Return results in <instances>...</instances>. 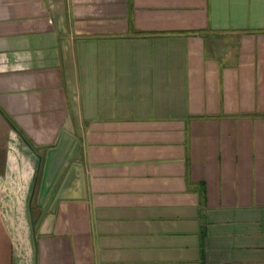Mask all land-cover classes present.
Here are the masks:
<instances>
[{
  "label": "crops",
  "instance_id": "obj_1",
  "mask_svg": "<svg viewBox=\"0 0 264 264\" xmlns=\"http://www.w3.org/2000/svg\"><path fill=\"white\" fill-rule=\"evenodd\" d=\"M0 108V264H264V0H0Z\"/></svg>",
  "mask_w": 264,
  "mask_h": 264
},
{
  "label": "trees",
  "instance_id": "obj_2",
  "mask_svg": "<svg viewBox=\"0 0 264 264\" xmlns=\"http://www.w3.org/2000/svg\"><path fill=\"white\" fill-rule=\"evenodd\" d=\"M1 113L3 116L7 119V121L10 123L12 128L21 136L23 141L34 151H36V148L34 147V144L26 137V135L21 131L20 128L16 126L14 122L9 118V116L0 108Z\"/></svg>",
  "mask_w": 264,
  "mask_h": 264
},
{
  "label": "rangeland",
  "instance_id": "obj_3",
  "mask_svg": "<svg viewBox=\"0 0 264 264\" xmlns=\"http://www.w3.org/2000/svg\"><path fill=\"white\" fill-rule=\"evenodd\" d=\"M5 130H6V129H5V127L3 126V127H2V134H1V135H2V136H1V142H0V143H2V144H1V147H2V148H5V147L7 146V143H8V142L6 143V141H7V133H5ZM9 141H10V140H9ZM26 145H27V144H26ZM27 146H28V145H27ZM28 147H29V146H28ZM34 147H35V146H34ZM29 148H30V147H29ZM3 150H4V149H3Z\"/></svg>",
  "mask_w": 264,
  "mask_h": 264
}]
</instances>
